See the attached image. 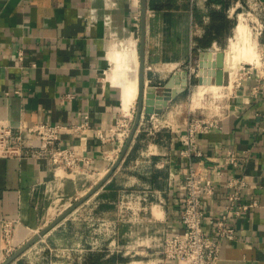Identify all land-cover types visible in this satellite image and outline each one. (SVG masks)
I'll return each mask as SVG.
<instances>
[{
	"label": "crops",
	"instance_id": "0c3cea01",
	"mask_svg": "<svg viewBox=\"0 0 264 264\" xmlns=\"http://www.w3.org/2000/svg\"><path fill=\"white\" fill-rule=\"evenodd\" d=\"M153 2L157 4L158 0ZM258 2L264 22V0ZM149 4L147 0L144 80L160 93L162 84L175 71H183L177 69L180 59L173 57L172 52L181 42L190 43L191 39V48L198 50L197 69L200 53L222 44L216 40L209 46L200 43L211 10L199 9L194 16L190 10L173 7L166 10L160 6L154 9ZM202 5L205 7L204 2ZM140 6V0H0V119L13 126L37 121L68 124L79 122L88 114L91 128L83 151L91 159L87 169L94 170L99 180L117 159L121 146L115 130L121 114L120 88L105 79L109 68L107 49L132 40L138 43ZM183 15L187 17L185 30ZM261 44L264 45V31ZM18 49L23 51L21 60ZM181 81L178 76L174 86H180ZM16 90L20 93H15ZM69 93L72 97H65ZM170 103L171 100L156 115L166 126L149 133L151 121L146 115L111 176L72 211L99 195L97 215L91 221L75 222V217L68 214L37 242L50 240L58 231L69 232L71 224L78 226L77 236L84 239L86 233H92L99 238L102 221L109 225L118 221L117 200L111 197L105 200L109 193L116 199L122 193L125 197L134 192L150 196V202L144 205L151 208L153 228L159 224L152 211L156 206L163 211L166 232L181 230L178 213L188 159L180 155L183 145L176 130L179 126L183 128L182 123L161 119ZM27 138L37 141L32 135ZM61 138L64 145L79 143L78 135L71 131ZM197 143L208 166L204 175L215 185L212 197L204 203L203 228L213 236L215 219L224 209L225 188L219 171L225 176H245L248 187L242 194V202L255 199L257 203L249 211L229 218L228 224L235 228L237 237L221 241L215 264H264V76L260 79L251 76L237 86L227 97L216 126L199 134ZM226 148L240 157L246 156V163L236 169L224 165L222 156ZM192 159L197 165L199 159ZM139 160H146L147 168L142 172L130 171L138 169ZM78 172L84 178L87 176L84 171ZM63 173L56 174L43 159L0 157V263L5 257L4 223H10L13 243L18 246L49 222L42 220L48 213V188L56 176L74 184L84 181L72 177L73 173L68 176ZM126 220L125 217L122 221Z\"/></svg>",
	"mask_w": 264,
	"mask_h": 264
},
{
	"label": "rangeland",
	"instance_id": "374dc122",
	"mask_svg": "<svg viewBox=\"0 0 264 264\" xmlns=\"http://www.w3.org/2000/svg\"><path fill=\"white\" fill-rule=\"evenodd\" d=\"M202 2H204L205 7L202 5ZM157 4L166 10H170L172 7L181 8L182 10H190L193 11L194 16L199 13V9L203 10L204 8H207L208 10L222 11L226 15V18L232 22L233 27L236 23L238 14L241 13L244 17L243 19L245 23L250 27L253 36L257 39V51L259 50V53L257 52L259 58L257 57L255 63L241 62V71H237L238 73L233 77H231L228 72H225L224 81L222 83L223 87L220 90L219 96L213 95L212 93H206L197 107L196 105L191 104L190 95L199 84L197 75L198 69L196 65L198 61V50L191 48V39H189L190 43L186 42V44H184V42H181L179 47L172 50L174 53L173 57L180 59L177 64V69L187 71L192 75L188 78L184 90L172 98L170 105L165 108L164 117L161 119L164 118L163 120H166L167 122L175 120V122H181L183 125V121H185L188 115L216 117L221 113L227 97H230L232 91L237 86L242 85L243 78L247 77L245 71L248 70V67H250L249 65L254 67V71L256 69L260 74H264V48H262L264 45L261 44L260 34L264 22H262L261 8L258 0H158ZM182 18V26L184 27L182 29L185 30L186 24L184 23L187 22V17L183 15ZM213 21H218L217 16L214 17ZM209 22L210 16L208 18V23ZM233 27L228 35L227 32L223 31V34L220 37L221 39H218L219 43L222 45H218V47L214 46L207 50L216 49V52L223 51L224 53L229 40L227 39V36H229V38L232 36ZM189 31L191 32L190 29ZM190 34L191 33H189V38H191ZM131 44V41L129 43L123 42L120 46L116 45V47L118 50H122L127 45L131 47ZM136 45L138 50V43ZM169 51L171 50L169 49L168 52ZM191 67L193 70L190 71ZM111 70L113 72V65L109 63V68L106 71V74H111ZM211 82H214V79H212ZM240 82L241 84H239ZM154 85L162 86L164 84ZM120 113L115 130L116 133H122V135L118 136L119 138H122L123 134L124 136L127 135L124 131L127 133L131 126L135 114V106L131 109V115L124 116L122 112ZM123 139H125V137H123ZM119 152L120 151H118V153ZM136 164L138 165V169L130 171L142 172L143 169L147 168L146 160H139ZM74 172L76 171H66L63 175L68 176V174ZM84 172L87 173V176L84 178V181L81 183L79 182V184H74L68 179L63 180L62 177H55L54 181L51 182L48 188L49 197L46 203V207L48 206V213H46L42 221H51L59 215L61 211L66 209V207L80 199V197L95 184L94 182L98 180L99 175L94 173V170H84ZM132 196L133 198H131L130 204L132 209L128 208L127 210L124 206L120 207V204H122L121 202L127 199L123 193L118 196V199L110 193L105 196V200L110 197L114 198L115 201L117 200L116 216L118 217V221L115 224L112 223L110 225L102 221L100 224L99 238L92 233H86L85 238L83 239L76 235L78 226L71 224L72 228L69 232L66 231L65 233H62L58 231L48 241L42 240L37 242L40 239L39 238L9 264H157V260L161 257L162 238L164 235L163 233L165 232L164 223L162 221L163 215H161L162 209L155 206L152 210L159 218V224L156 229H154L152 226L153 219L150 213L151 208L147 207L145 210L141 209V206L144 205L141 204V200H138L140 193L134 192ZM96 197L95 200L90 198L88 203L83 204L78 210L72 213L70 212L71 214L69 213V215L75 217V222H77L78 219L80 221L88 219L91 221L92 217L97 215L98 212L96 208L98 207L97 203H99V195ZM55 200H58L59 204L55 202ZM147 202H150V196L147 198ZM103 208L104 207L102 206V209ZM125 217L127 220L124 222L122 220ZM91 227L92 225L88 227L90 231L92 229ZM98 227L99 226H97V228ZM128 232H131V237L126 236ZM10 237L12 240L11 245L14 246L13 251H15L22 243L18 246L14 245L12 228L10 231ZM7 257L8 256H5L3 260Z\"/></svg>",
	"mask_w": 264,
	"mask_h": 264
},
{
	"label": "built area",
	"instance_id": "2783aa9c",
	"mask_svg": "<svg viewBox=\"0 0 264 264\" xmlns=\"http://www.w3.org/2000/svg\"><path fill=\"white\" fill-rule=\"evenodd\" d=\"M262 31H264V26H262L260 34ZM17 56L20 60L23 58L22 49L17 50ZM249 66L248 70L245 71L247 77L243 78L242 82L251 76L256 79L264 76V74H260L256 69L254 71V67ZM191 70H193L192 67ZM15 93H20V91L16 90ZM65 97L71 98L72 94L69 93ZM223 109L224 107H222L221 113ZM220 114L216 117L188 115L185 121H183V128L179 126L176 130L183 145L180 155L188 159L187 173L181 184L183 191L182 203L178 213L181 230L173 234H169L166 231L163 233L161 257L157 260V264H215L219 259L221 241H233L237 237L235 228L228 224L229 218L232 215L238 216L245 213L257 204L255 199L242 202V194L248 187V181L245 176L235 174L225 176L219 171L218 175L223 179L225 188L224 209L215 219L213 236L203 228V218L205 216L204 203L212 197L215 185L212 179L204 175L208 166L205 164L206 157H204L198 146L197 136L216 126L217 117ZM156 115H148L151 121V128L149 130L151 134L155 130L166 126L165 122L157 120ZM145 116H141L140 123ZM90 128V117L88 114H85L81 121L68 124L37 121L31 125L19 124L13 126L0 119V157L43 159L52 166L55 173L58 170L64 172L88 170L86 165L91 163V159L85 155L83 150L86 134ZM67 131L78 135L79 143L77 145L63 144L61 136ZM124 132L127 134L126 131ZM27 135L36 137L37 141L29 140ZM117 135L120 136L122 133H117ZM123 137H126V135L124 136L123 134ZM123 137L120 138L121 146L124 140ZM120 147L118 151H120ZM192 157L199 159L197 165H195ZM246 161V156L240 157L231 148H226L222 156L223 164L232 169L240 167ZM126 198L125 201L121 202L120 207L124 206L126 210L128 208L132 209L130 204L133 196L130 195ZM147 198V195L141 194L138 200H141V204L144 205L147 202ZM141 209L145 210L146 206H141ZM10 231V223H4L3 240L5 243V256H9L14 250V246L11 245Z\"/></svg>",
	"mask_w": 264,
	"mask_h": 264
},
{
	"label": "water",
	"instance_id": "95a60500",
	"mask_svg": "<svg viewBox=\"0 0 264 264\" xmlns=\"http://www.w3.org/2000/svg\"><path fill=\"white\" fill-rule=\"evenodd\" d=\"M140 31L138 38V71H137V98L135 105V114L128 129L127 135L122 143L120 152L117 159L112 163L111 167L106 171V173L90 187V189L84 193L73 204H70L66 209L61 211L59 215L53 218L51 221L43 225L40 229L36 230L31 234L18 248L13 251L5 260L0 264H9L19 255H21L28 247H30L39 238L45 235L50 229H52L57 223H59L64 217H66L70 212L76 209L83 201L90 197L95 191H97L111 176L113 171L116 169L120 161L126 154L130 143L135 135V132L139 126L140 119L142 115L149 114H161L163 107L167 106L168 101L172 100L178 93H180L187 85V80L192 75L187 71H175L169 79L164 83L161 92L158 93L153 85H147L144 80V56H145V39H146V13H147V0H140ZM212 60L209 63L204 61L207 55L202 52L199 57V69H198V82H211L214 79L215 84H222L224 81V69L223 51H218L210 54ZM208 67V68H207ZM204 74L209 76L199 77V75ZM181 76V85L179 87L174 86L175 79Z\"/></svg>",
	"mask_w": 264,
	"mask_h": 264
},
{
	"label": "bare ground",
	"instance_id": "6f19581e",
	"mask_svg": "<svg viewBox=\"0 0 264 264\" xmlns=\"http://www.w3.org/2000/svg\"><path fill=\"white\" fill-rule=\"evenodd\" d=\"M243 18L241 13L238 14L233 27V34L229 38L227 47L224 50L223 69L231 77L236 75L239 70L241 71V62L255 63L258 57L257 39L253 36L250 27L245 23ZM131 42V47L127 45L122 50L120 49L121 51L117 49L116 45H112L107 49V59L113 65V72L111 70V74H105V79L112 85L120 88V107L124 116H128L131 109L134 108L138 89L137 71L139 59L136 47L137 43L135 40ZM215 52L216 49L204 51L207 55L204 61L209 63L212 60L210 54ZM199 77L209 78V76L204 74L199 75ZM222 87V84H215L214 82H200L190 95L191 104L196 106L200 104L201 99L206 93L219 96ZM59 171L61 172L62 170H58L57 173ZM71 176L79 179L84 178V175L78 171L74 172ZM161 215H163V211Z\"/></svg>",
	"mask_w": 264,
	"mask_h": 264
},
{
	"label": "trees",
	"instance_id": "16d2710c",
	"mask_svg": "<svg viewBox=\"0 0 264 264\" xmlns=\"http://www.w3.org/2000/svg\"><path fill=\"white\" fill-rule=\"evenodd\" d=\"M150 7L158 9L159 5L155 4L153 0H150ZM218 18V21L214 22V17ZM233 25L232 22L226 18V15L222 11L211 10L210 11V22L206 26V33L204 35V40L200 43L204 46H209L213 40L219 41L218 39L223 34V31L230 33ZM221 39V38H220Z\"/></svg>",
	"mask_w": 264,
	"mask_h": 264
}]
</instances>
